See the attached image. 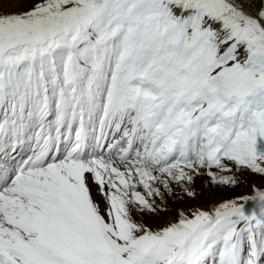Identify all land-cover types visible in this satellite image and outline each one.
Wrapping results in <instances>:
<instances>
[{"label":"snow or ice","instance_id":"snow-or-ice-1","mask_svg":"<svg viewBox=\"0 0 264 264\" xmlns=\"http://www.w3.org/2000/svg\"><path fill=\"white\" fill-rule=\"evenodd\" d=\"M0 264H264V0H0Z\"/></svg>","mask_w":264,"mask_h":264},{"label":"bare ground","instance_id":"bare-ground-1","mask_svg":"<svg viewBox=\"0 0 264 264\" xmlns=\"http://www.w3.org/2000/svg\"><path fill=\"white\" fill-rule=\"evenodd\" d=\"M237 191H240L239 189ZM233 193H230V192H223V193H219L218 195H216L214 197V199H219L221 197H227L229 195H232ZM193 203H198V204H202L204 206H207V203H208V198L207 197H201L200 200L198 201H194Z\"/></svg>","mask_w":264,"mask_h":264}]
</instances>
